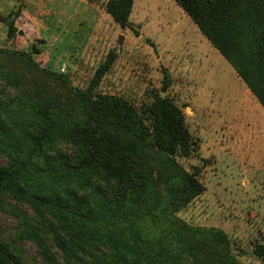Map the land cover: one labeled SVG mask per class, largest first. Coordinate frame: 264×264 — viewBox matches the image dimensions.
Returning a JSON list of instances; mask_svg holds the SVG:
<instances>
[{"label": "rangeland", "instance_id": "obj_1", "mask_svg": "<svg viewBox=\"0 0 264 264\" xmlns=\"http://www.w3.org/2000/svg\"><path fill=\"white\" fill-rule=\"evenodd\" d=\"M108 1L0 0V63L21 72L13 54H25L19 56L23 60L29 55L37 68L33 77H43L49 95L64 106V97L71 95L67 87L84 90L99 64L114 54L97 93L135 107L150 103L154 93L171 100L184 116L194 148L186 157L175 154L182 172L162 173L158 181L180 183L188 175L203 187L187 204L166 213L174 226L162 231L161 253L166 255L155 252L160 262L153 264H193L174 239L211 228L222 230L229 241L213 264H262L256 250H264V109L173 0H133L129 28L124 29L106 12ZM48 73L65 77V89L59 91ZM16 95L0 78V115L17 135L34 128L35 120L29 109L12 101ZM76 154L69 141L54 136L43 145L37 163ZM53 158L56 170L59 161ZM5 163L0 156V165ZM91 182V191H116L102 179ZM35 217L27 204L0 195V236L22 249L28 264H45L32 242L20 240L22 220L36 224ZM85 249V260L91 254L111 263L103 244L94 241ZM52 250L64 264L60 252Z\"/></svg>", "mask_w": 264, "mask_h": 264}, {"label": "trees", "instance_id": "obj_2", "mask_svg": "<svg viewBox=\"0 0 264 264\" xmlns=\"http://www.w3.org/2000/svg\"><path fill=\"white\" fill-rule=\"evenodd\" d=\"M173 1L264 109V0ZM132 2L107 3L106 12L122 29L129 28ZM13 55L21 72L0 63V78L17 90L12 101L29 109L35 120L34 128L16 135L0 115V156L6 162L0 165V195L27 204L37 220L36 224L22 220L20 240L32 242L45 264H61L52 248L60 252L64 264H103L91 254L88 261L83 258L86 245L94 241L108 248L110 264L160 262L154 253L165 248L162 231L174 226L166 213L203 190L188 175L180 183L158 181L162 173L182 172L175 154L186 157L194 148L180 110L160 93L139 107L97 93L114 54L99 64L84 90L67 87L71 95L64 97L63 106L42 85L43 77H33L37 68L29 55L24 60L19 56L25 54ZM48 77L60 85L59 91L65 89V77L55 73ZM54 136L69 141L77 154L68 160L47 157L38 164L43 145ZM52 158L59 161L56 170ZM92 178L114 184L116 191L111 195L99 187L91 191ZM174 241L193 264H213L216 252L226 251L229 242L222 230L212 228L189 231ZM23 254L0 236V264H28ZM256 254L264 264V250Z\"/></svg>", "mask_w": 264, "mask_h": 264}, {"label": "water", "instance_id": "obj_3", "mask_svg": "<svg viewBox=\"0 0 264 264\" xmlns=\"http://www.w3.org/2000/svg\"><path fill=\"white\" fill-rule=\"evenodd\" d=\"M3 20V18L0 16V21H2ZM121 39L119 38V41H120Z\"/></svg>", "mask_w": 264, "mask_h": 264}]
</instances>
